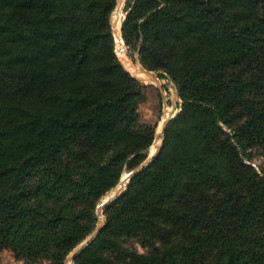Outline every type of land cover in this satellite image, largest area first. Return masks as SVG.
Returning <instances> with one entry per match:
<instances>
[{
	"label": "trees",
	"instance_id": "1",
	"mask_svg": "<svg viewBox=\"0 0 264 264\" xmlns=\"http://www.w3.org/2000/svg\"><path fill=\"white\" fill-rule=\"evenodd\" d=\"M117 0H0V250L61 264L145 158ZM121 35L178 110L74 264H264V0H126ZM138 235L151 249H129Z\"/></svg>",
	"mask_w": 264,
	"mask_h": 264
},
{
	"label": "rangeland",
	"instance_id": "2",
	"mask_svg": "<svg viewBox=\"0 0 264 264\" xmlns=\"http://www.w3.org/2000/svg\"><path fill=\"white\" fill-rule=\"evenodd\" d=\"M125 2L126 0H117L116 2V5L110 17V24L112 30L115 29L116 26H118L119 28L121 27V22L125 16V10H124ZM114 15H116V17ZM120 61L122 65L125 67V69L129 71V73L132 76L139 79L145 85L143 90L144 98L138 105L139 122L141 124H147V125L149 124L152 125L154 123L155 133H154L153 141L147 150L146 158L134 169L128 170L125 168L119 178L118 183L114 187L106 191L100 197L95 207V213L97 219L95 228L100 227V229L102 228L105 222L104 206L108 202L113 200L115 197H117L119 194H121V192L124 191L128 183L130 177L128 179H125L123 185L119 184V182L123 180V175L124 174L127 175L130 171L136 170L142 163L145 162V160L150 155H152L157 150L158 146L161 145L162 142L161 126L163 121L167 117L165 113V108H169L170 112L175 113L178 110V104L180 101L177 93L175 92V88L169 79L159 78L157 76V82H155V80H153L150 76H148V78H142L138 76L134 70L133 71L130 70V68L128 67L129 63L132 65H138L140 68L139 71H141V69L144 68L138 60L137 51L131 52L127 46V49L124 51L123 57H121ZM250 162L253 164V166H255V168L259 170L264 169V154L262 153V150L260 148L254 147L252 149ZM91 233L87 235L85 239L88 238L91 235ZM122 243L124 244L125 247L140 252L150 250L152 244L151 241L150 242L145 241L143 238L138 237V235H130L125 238H122ZM79 244H77L72 250L68 252V254L65 256L61 264H74V258L80 251L75 255H73V253L76 250V248L79 246ZM0 264H53V263H51L48 260H42L36 263H31L29 261H25L24 259L15 258L12 251L9 248H3L0 250Z\"/></svg>",
	"mask_w": 264,
	"mask_h": 264
},
{
	"label": "water",
	"instance_id": "3",
	"mask_svg": "<svg viewBox=\"0 0 264 264\" xmlns=\"http://www.w3.org/2000/svg\"><path fill=\"white\" fill-rule=\"evenodd\" d=\"M141 71H144V72L148 73L149 76H150L153 80H155V82H157V73H154L153 71H151V70H147V69H145V68H142ZM175 92H176V90H175ZM176 93H177V92H176ZM177 95H178V94H177ZM174 114H175V113H172V112H170V113L168 114V116L166 117V119H165V120L163 121V123H162L161 131H163L164 126H165V124L167 123L168 119L171 118ZM159 149H160V146H158L157 150H156L152 155H150V156L145 160V162L142 163V164H141L136 170H134V171H130V172L126 175V179H128L133 173H135L136 171H138L140 168H142L143 166H145V165H147L148 163H150V162L152 161L153 157H154V156L157 154V152L159 151ZM123 183H124V181H122V180L119 182L120 185H123ZM113 196H114V195H113ZM99 230H100V227L95 228V230L91 233V235L79 244V246H78V247L76 248V250L74 251L73 255L77 254L79 251H81L82 249H84L85 246H86L89 242H91V241L96 237V235H97V233H98Z\"/></svg>",
	"mask_w": 264,
	"mask_h": 264
},
{
	"label": "built area",
	"instance_id": "4",
	"mask_svg": "<svg viewBox=\"0 0 264 264\" xmlns=\"http://www.w3.org/2000/svg\"><path fill=\"white\" fill-rule=\"evenodd\" d=\"M114 16L116 17V15ZM112 36L114 42V52L120 60L121 57H123L124 51L127 49V45L123 41L120 28L118 26H116V28L112 30ZM168 114H166V116H168Z\"/></svg>",
	"mask_w": 264,
	"mask_h": 264
},
{
	"label": "bare ground",
	"instance_id": "5",
	"mask_svg": "<svg viewBox=\"0 0 264 264\" xmlns=\"http://www.w3.org/2000/svg\"><path fill=\"white\" fill-rule=\"evenodd\" d=\"M116 15H117V12H116ZM128 67L130 68L131 71L134 70V71L136 72V74H137L138 76L142 77V78H148V76H149L148 73H146V72H144V71H139L140 68H139L138 65H132V64L129 63V66H128ZM135 72H134V73H135ZM169 112H170V109H169V108H165V113L168 114ZM159 130H160V128H159ZM152 150H153V149H152ZM125 179H126V175L124 174V175H123V180H122V181H125ZM104 200H105V199H104Z\"/></svg>",
	"mask_w": 264,
	"mask_h": 264
}]
</instances>
